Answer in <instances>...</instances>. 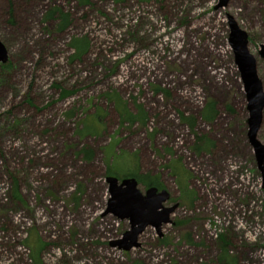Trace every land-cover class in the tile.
I'll return each instance as SVG.
<instances>
[{"label": "rangeland", "instance_id": "obj_1", "mask_svg": "<svg viewBox=\"0 0 264 264\" xmlns=\"http://www.w3.org/2000/svg\"><path fill=\"white\" fill-rule=\"evenodd\" d=\"M218 3L0 0V264H264L262 173L227 17L264 93V0ZM107 176L168 191L161 235L149 225L138 246L117 244L130 221L107 212Z\"/></svg>", "mask_w": 264, "mask_h": 264}, {"label": "water", "instance_id": "obj_2", "mask_svg": "<svg viewBox=\"0 0 264 264\" xmlns=\"http://www.w3.org/2000/svg\"><path fill=\"white\" fill-rule=\"evenodd\" d=\"M218 1L217 7H221L226 5L229 0ZM227 17L228 42L233 50L248 100V140L261 170L264 187V144L257 139L264 107L262 82L257 74L256 58L248 50V34L238 26L232 16L227 15ZM258 53L264 59V45L260 46ZM6 60L7 51L0 41V61L6 62ZM106 179L110 192L107 212H112L118 218H128L130 221V229L124 234V239L119 240L117 244L126 250L138 246V235L149 225L154 226L161 235L162 224L170 222V214L177 207L176 204L173 206L163 205L169 199L168 191L164 188L158 190L156 186H149L142 192L134 177L119 180L115 176H107Z\"/></svg>", "mask_w": 264, "mask_h": 264}, {"label": "trees", "instance_id": "obj_3", "mask_svg": "<svg viewBox=\"0 0 264 264\" xmlns=\"http://www.w3.org/2000/svg\"><path fill=\"white\" fill-rule=\"evenodd\" d=\"M81 2H84L86 0H80ZM57 10L54 9L51 11V14L55 13ZM56 13L59 14V17H60V27L61 28H64L68 22H69V19H68V15H65L63 12H61L60 10H58ZM87 45V42L85 40H81V41H78V42H73L72 44V48L74 49V57H77V56H80L86 49V46ZM121 115H122V118H123V121H128L130 123H134L136 121H139L140 123L144 124L145 122V117L142 116L140 118L136 117V116H131L130 114H127V112H124V110H121ZM205 117H209L207 114H204ZM136 174V173H135ZM133 173V175H135ZM140 180H142V182L145 184V186L149 187V186H156L158 188H161V184L157 182L156 179L154 178H149V177H145L144 179L141 178ZM222 242L223 244H226V240L224 238H222ZM40 243V242H39ZM28 247L30 248V250L33 252L34 254V258L35 256L38 254V250H39V247L36 245V244H32V243H29L28 242ZM225 252V251H224ZM222 261H230V258L227 254V252L225 254L222 255L221 259Z\"/></svg>", "mask_w": 264, "mask_h": 264}, {"label": "flooded vegetation", "instance_id": "obj_4", "mask_svg": "<svg viewBox=\"0 0 264 264\" xmlns=\"http://www.w3.org/2000/svg\"><path fill=\"white\" fill-rule=\"evenodd\" d=\"M158 188V187H157ZM164 187H161V188H158V190H161V189H163Z\"/></svg>", "mask_w": 264, "mask_h": 264}]
</instances>
